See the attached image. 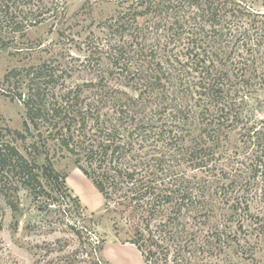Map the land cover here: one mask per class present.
Segmentation results:
<instances>
[{
    "label": "trees",
    "instance_id": "trees-1",
    "mask_svg": "<svg viewBox=\"0 0 264 264\" xmlns=\"http://www.w3.org/2000/svg\"><path fill=\"white\" fill-rule=\"evenodd\" d=\"M69 2L0 0V49L29 28L63 24ZM115 3L77 42L57 29L83 61L51 55L3 76L22 123L12 140L0 130V196L12 186V213L22 191L39 210L67 199L78 263L98 264L105 240L77 226L94 215L54 169L69 157L102 196L115 236L124 232L147 264H236L220 258L235 246L257 264L258 246L215 220L249 219L264 235V207L251 211L264 203V0ZM73 71L92 78L78 83Z\"/></svg>",
    "mask_w": 264,
    "mask_h": 264
},
{
    "label": "rangeland",
    "instance_id": "rangeland-1",
    "mask_svg": "<svg viewBox=\"0 0 264 264\" xmlns=\"http://www.w3.org/2000/svg\"><path fill=\"white\" fill-rule=\"evenodd\" d=\"M115 1L90 0L91 13L84 15V12H79V9L85 0H70L62 20L63 24L59 25V22L56 26L54 24L51 27V22H45L35 28H29L24 33V37L18 38L19 35H16L12 45L7 43L5 50L0 49V83L8 70L23 66L24 63L37 65L43 60H48L51 55L60 59L61 54H68L83 61V54L78 53L77 48H74L77 45L75 43L71 45L64 38H58L57 29L65 31L68 40L73 39L77 42L80 38L85 37L82 36L83 33L88 34L90 30L94 29L95 24L114 14ZM90 23L94 24L91 25L92 28L89 26ZM18 51H21L22 55L17 56L16 52ZM79 64L80 62H77V65ZM73 78V81L82 83L91 80L92 74L76 72L73 74ZM259 93L258 99L264 102V89ZM21 123L22 107L19 103L12 101L10 97L8 98L0 86V130H3L2 135L6 140H12V130H21ZM235 140V136H233L232 141L235 142ZM238 146H241L240 143ZM235 152V150H231L223 158V166L228 164V160L234 157ZM54 169L65 178L70 195L78 198L84 213L94 215V222L78 221L77 226L84 225L87 231L94 229L97 236L105 240L98 264H147L133 245L125 243L128 236L124 232L115 236L111 222L103 211L102 196L91 181L76 168L73 159L69 157L56 158ZM4 194L0 196V264H64V259L69 264H79L82 252L79 249V240L77 235L65 226L67 221H75L69 217L62 219L63 212L71 210L67 199L64 202L51 203L52 205L49 207L44 204V206H40L39 210L22 191L19 193L18 211L12 213V209L7 204V202L12 203V199L14 200L12 186L4 188ZM263 207V202L256 201L251 205V211L256 214L255 211H260ZM259 215L260 218L255 220L261 221L262 215L260 213ZM215 222L227 227V232L232 235L236 234L242 245L244 242L256 244L258 247L255 254L259 259L257 264H264V254L262 253L264 252V235L259 233L261 232L258 230L260 223L251 222L249 219L245 222H226L222 218L216 219ZM92 223L97 225L96 228ZM240 224L242 229L238 227ZM84 231L82 230V232ZM220 258L236 264H249L241 258L240 250L236 246L233 250H227L225 255H220Z\"/></svg>",
    "mask_w": 264,
    "mask_h": 264
}]
</instances>
